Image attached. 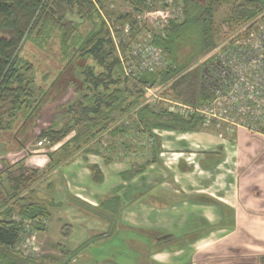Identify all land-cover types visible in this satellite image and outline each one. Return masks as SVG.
Listing matches in <instances>:
<instances>
[{"label":"crops","instance_id":"crops-1","mask_svg":"<svg viewBox=\"0 0 264 264\" xmlns=\"http://www.w3.org/2000/svg\"><path fill=\"white\" fill-rule=\"evenodd\" d=\"M49 104L24 148L16 146L12 133L0 136V186L11 175L12 190L20 174L33 173L35 181L17 191L49 213L45 230L36 232L39 244L68 257L78 252L75 257L85 264H105L106 258L98 262L91 250L114 233L125 235L132 258L127 264H264L259 249L264 245V143L251 133L156 129L159 152L143 168L138 165L152 157L148 149L138 155L122 150L108 161L80 151L49 171L53 161L47 154L59 157V145L41 148L36 138L55 122L56 113L63 114L59 106L50 113ZM170 154L176 159L167 160ZM77 226H83L79 233Z\"/></svg>","mask_w":264,"mask_h":264},{"label":"trees","instance_id":"trees-1","mask_svg":"<svg viewBox=\"0 0 264 264\" xmlns=\"http://www.w3.org/2000/svg\"><path fill=\"white\" fill-rule=\"evenodd\" d=\"M122 1L131 7L132 13H137L159 0ZM182 1V18L171 23L163 37L154 39L170 61V68L128 80L97 6L105 16L109 19L113 16L119 23L132 21V13L107 12L102 0H0V136L12 133L16 146L24 148L33 138L32 129L42 107L62 98L72 88L80 97L63 107L67 120L60 126L52 123L36 138L45 142L48 149L59 145V157L53 160V154H47L53 161L49 171L80 151L97 153L106 161L111 160L110 155H116L119 150L129 151L132 139L128 137L133 130L141 140L138 148L152 153V157L138 167L154 162L159 152L155 147L154 130L188 131L198 129L201 124L197 118L182 119L166 110L153 109L145 103L144 88L165 85L161 92L164 96H174L192 105L204 103L209 94L202 85V64L194 67L195 62L219 43L223 24L238 26L264 12V0ZM222 4L228 6V12L221 23L216 24L214 16ZM84 23L89 28L83 34L80 24ZM54 40L65 68L47 89L35 90L33 68L22 56V48L29 43L45 51ZM88 60L90 64L86 63ZM72 70L77 71V76ZM121 121L127 126L123 122L119 125ZM104 133L113 138L108 144L100 139ZM119 137L126 138L116 144L113 140ZM142 139L147 141L146 145L142 144ZM90 169L98 180L96 168ZM33 176V173L20 174L13 189L7 190L5 201L0 202V264H37L39 256H23L15 249L24 220L32 221L34 230L44 231L49 217L43 204L28 202L17 191L20 185L24 189L28 182H34ZM13 215L19 220H13Z\"/></svg>","mask_w":264,"mask_h":264},{"label":"built area","instance_id":"built-area-1","mask_svg":"<svg viewBox=\"0 0 264 264\" xmlns=\"http://www.w3.org/2000/svg\"><path fill=\"white\" fill-rule=\"evenodd\" d=\"M183 6L182 0H159L148 9L132 13V21L125 23L115 21L113 16L109 19L97 6L125 78L136 80L142 74L170 68V61L154 38L163 37L170 24L182 18ZM203 58L206 59L202 63V85L209 94L204 103L187 105L172 100L161 94L164 86L145 87L148 102H161L162 110L182 119L197 118L203 129H213L219 136H232L239 129L264 135V22L243 27L239 34L225 38ZM145 142L144 139L143 145ZM176 156L170 154L167 160H175ZM12 219L18 221L19 217L13 215ZM32 226V221H23L15 249L23 256L38 257L37 231Z\"/></svg>","mask_w":264,"mask_h":264},{"label":"rangeland","instance_id":"rangeland-1","mask_svg":"<svg viewBox=\"0 0 264 264\" xmlns=\"http://www.w3.org/2000/svg\"><path fill=\"white\" fill-rule=\"evenodd\" d=\"M104 3V10L107 12H111L113 14H127V13H132L131 11V7L129 5H127L125 2H123L122 0H102ZM228 12V6L225 4H222L220 7H218L217 12L215 13L214 16V20L216 24H220L221 21L224 19V17L226 16ZM264 12L262 14H259L256 18L250 20V23H252V25L254 26L255 24L258 25L259 23H263L264 22ZM70 18L72 20H74L75 22H78V20L74 17ZM249 22L246 23H242L240 25H231L230 24H221V30L223 32L222 37L220 38V42H222L225 38L227 37H233L236 36L237 34H239V32L241 31V29L247 25L250 24ZM228 25V26H227ZM89 28V26L87 24H80V30L81 32L84 34L85 31ZM155 39V38H154ZM45 51H42L38 48H36L33 44H29L26 43L21 51L22 56L24 57L25 60H27L33 68V77L35 80L34 83V88L36 90V88L41 87L42 89H47V87L49 86V84L53 81V79H56L57 76L59 75V73L61 71L64 70L65 68V63L62 62L59 59V47L58 44L56 42V40L54 41H50L49 45L47 48H45ZM204 59L206 58H202L199 59V61L195 62L196 65H194V67H197L199 65H201L204 62ZM86 63L90 64L91 61L88 60L86 61ZM66 69H69V67H67ZM74 69V68H73ZM73 75L77 76V71L76 70H72ZM130 87V85H128ZM164 88H166L165 85H163ZM129 89H132V87H130ZM146 100L145 103H148L150 107H152L153 109H162V104L161 102H148L147 97H149V94H144ZM80 94L76 93L73 91L72 88L68 89L67 92L65 93V95L56 100V101H52V103L50 102L49 106L50 108L49 111L51 113V110L54 109H58L57 107H61L60 109L63 110L62 106L64 105H68L70 103L75 102L77 99H79ZM172 100H176V101H180L182 103H185L187 105H192L189 103H186L184 101H181L177 98H174V96H171ZM61 110V112H63ZM67 120V117L64 114H57L56 113V117L54 118V124H56L57 126L62 125L65 121ZM131 121V120H130ZM123 121H121L120 123H118L119 125H121ZM124 125L127 126L126 122H123ZM135 130H133V132H130V137H128L129 139H132L131 142V147L129 148V150L133 151L135 154H139L141 153L143 150L139 149L138 146L141 144H138L139 141L141 142V140H139L138 138V134L136 135ZM253 136H251V138H253L259 145L262 146V144L264 143V135H259V134H251ZM134 136V137H132ZM110 136L106 133L103 134V136L100 138L102 139V143L104 144H108L109 141H112V137L109 138ZM126 138V137H125ZM124 137H119L114 139L113 141L118 144V141L120 140H124ZM100 139H99V144H100ZM144 140V139H142ZM259 141V142H258ZM146 143V142H145ZM261 143V144H260ZM43 145H38V147L43 148V146H46V143L42 141ZM143 144V143H142ZM136 149V150H135ZM122 151L119 150L118 153ZM116 153V155L118 154ZM142 154V153H141ZM10 177L8 178V180H4L3 181V185L0 186V202L5 201L6 199V193L4 190H8L10 189V187L12 186L11 182H10ZM7 179V178H6ZM10 191V190H8ZM83 220V218L81 219V221ZM86 221L88 222V218L85 219L84 218V223H86ZM56 224L51 225V232L53 233V238L56 237V233L54 232V228H55ZM87 224L86 226H84V228L87 229ZM83 229V226H77L76 230L74 232H76L78 230ZM90 229V227L88 228ZM91 234V233H90ZM113 233L112 238L110 241L105 242L104 244L98 245L97 248H93L91 251V254L93 255H97L98 262H102L103 260H105L104 258H106V261H104L105 264H111L109 262H114L116 264H127L126 260H132V258L128 255V251L126 250V242L124 241L125 235L122 234H118L116 235ZM37 238V237H36ZM87 238V237H85ZM86 240V239H85ZM38 241V239H37ZM53 242V241H52ZM82 242V241H81ZM39 243V241H38ZM83 243H79V245H81ZM40 247V254H39V258L37 259V264H85L83 259H78L75 256L78 254V252L74 253L71 257L68 256H64V255H59L55 250L53 249H49L48 247L45 248V246L42 244H39ZM259 249L262 251V253H264V245L262 247H259ZM50 253H52L53 256H50ZM62 254V253H61ZM72 259L74 261H72ZM133 262V261H132Z\"/></svg>","mask_w":264,"mask_h":264}]
</instances>
